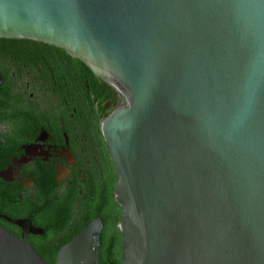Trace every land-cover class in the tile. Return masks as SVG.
I'll return each instance as SVG.
<instances>
[{
  "label": "water",
  "instance_id": "water-1",
  "mask_svg": "<svg viewBox=\"0 0 264 264\" xmlns=\"http://www.w3.org/2000/svg\"><path fill=\"white\" fill-rule=\"evenodd\" d=\"M0 39L62 50L119 99L100 132L120 264H264V0H0ZM12 223L0 264H46ZM102 230L54 264H98Z\"/></svg>",
  "mask_w": 264,
  "mask_h": 264
},
{
  "label": "trees",
  "instance_id": "trees-1",
  "mask_svg": "<svg viewBox=\"0 0 264 264\" xmlns=\"http://www.w3.org/2000/svg\"><path fill=\"white\" fill-rule=\"evenodd\" d=\"M4 54L17 56L29 64L43 61L47 66L53 63L55 67L77 71L74 94L79 97L78 106H72V102L66 100L65 92L61 94L63 103L69 105L62 108L64 132L72 137V130L77 124L79 128L88 130L90 145L98 146L101 150V160L85 173L82 180L73 178L63 189L54 181L49 168L39 169L38 175L32 178L34 194H30V199L17 210H13L17 203V199L13 198L16 193L11 194V187L0 182V214L12 219L27 218L34 227L43 231L42 236L29 237V242L46 264H54L58 251L98 216L103 225L98 264H120L121 236L118 225L121 210L113 197L116 176L107 152H103L105 145L99 134L100 121L107 113L106 104L115 105L118 99L116 94L94 77L83 63L58 48L27 40L0 39V55ZM68 74L71 76L72 72ZM73 108L78 117L75 124L69 119ZM0 225L15 232L10 224L0 221Z\"/></svg>",
  "mask_w": 264,
  "mask_h": 264
},
{
  "label": "flooded vegetation",
  "instance_id": "flooded-vegetation-1",
  "mask_svg": "<svg viewBox=\"0 0 264 264\" xmlns=\"http://www.w3.org/2000/svg\"><path fill=\"white\" fill-rule=\"evenodd\" d=\"M76 74L77 71L55 67L53 63L49 66L43 61L29 64L17 56L0 55V182L12 188L11 194L16 193L13 198L17 203L13 210L24 206L33 193L32 178L38 175L39 169L49 168L54 181L63 189L73 178L82 180L93 165L100 163L101 150L98 146L91 147L88 130L77 124L72 137L64 132L62 108L69 105L63 103L61 94L65 92L66 100L71 101L72 106H78L79 97L74 94ZM119 103L117 99L115 105L106 104L107 113L102 116L100 124ZM75 115L73 108L69 115L72 124L78 120ZM102 141L104 143L103 138ZM104 145L106 148L101 145L103 152H107L111 163ZM20 220L31 223L27 218L12 219L0 214V221L12 225L15 232L0 227L20 239L22 231L12 223ZM32 227L42 234H28V242L29 237L43 235L40 228Z\"/></svg>",
  "mask_w": 264,
  "mask_h": 264
}]
</instances>
